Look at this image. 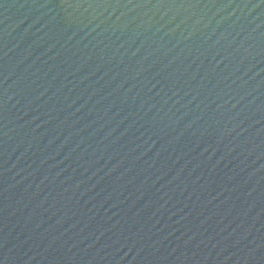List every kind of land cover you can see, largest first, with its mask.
Masks as SVG:
<instances>
[{
  "label": "water",
  "instance_id": "obj_1",
  "mask_svg": "<svg viewBox=\"0 0 264 264\" xmlns=\"http://www.w3.org/2000/svg\"><path fill=\"white\" fill-rule=\"evenodd\" d=\"M0 264H264V0H0Z\"/></svg>",
  "mask_w": 264,
  "mask_h": 264
}]
</instances>
